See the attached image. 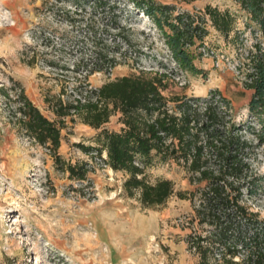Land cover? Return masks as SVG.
<instances>
[{
	"label": "rangeland",
	"instance_id": "rangeland-1",
	"mask_svg": "<svg viewBox=\"0 0 264 264\" xmlns=\"http://www.w3.org/2000/svg\"><path fill=\"white\" fill-rule=\"evenodd\" d=\"M156 1L194 15L211 6L234 16L227 39L207 22L208 35L192 47L196 55L202 54L194 64L205 74L180 72L152 20L134 7L133 0H114L113 12L86 6L81 16L83 24L91 21L100 30L110 27L109 37L118 33L109 22L113 18L124 27L118 41L124 37L130 41V47L120 41L115 54L125 61L109 75L90 76L91 86L98 88L108 79L137 74L140 69L166 73V98L206 97L217 90L230 101L236 125L257 128L247 110L252 92L243 83L249 52L257 43L264 49L259 27L234 0ZM58 9L68 10L72 19L80 18L72 14V6L57 0H0V86L9 87L10 79L19 83L49 119L53 115L43 99L59 93L50 63L72 67L81 55L88 57L90 49L88 44L82 51L79 48L83 24L70 26ZM7 117L0 96V264H198L185 242L190 203L173 196L161 208L141 209L123 192L125 174L113 172L78 149L77 144L94 146L96 130L67 120L61 132L60 155L91 167V185L79 184L56 170L45 149L19 136ZM105 127L119 130L117 116ZM244 136L252 143V168L262 179L258 193L246 203L264 219V145H257L248 132ZM158 178L172 180L176 190L190 189L184 171L174 164L156 163L147 170L149 182Z\"/></svg>",
	"mask_w": 264,
	"mask_h": 264
},
{
	"label": "trees",
	"instance_id": "trees-1",
	"mask_svg": "<svg viewBox=\"0 0 264 264\" xmlns=\"http://www.w3.org/2000/svg\"><path fill=\"white\" fill-rule=\"evenodd\" d=\"M234 1L262 31L264 42V0ZM57 2L72 6V14L80 16L72 19L68 10L58 9L72 27L76 23L82 26L86 6L103 13L116 8L114 0ZM133 2L162 33L170 58L180 72L205 74L194 64L202 54L196 55L192 47L208 35L207 22L225 39L234 29V16L211 6L194 15L156 0ZM109 22L112 29L118 30L110 37L108 26L100 30L91 21L83 24L85 34L80 35L79 48L82 51L88 44V57L81 55L72 67L50 63L55 68L59 93L43 100L53 119L39 110L19 83L10 79L9 87L0 86L8 122L19 136L45 149L56 170L71 181L88 185H91L89 163H71L60 155L61 132L67 120L96 130L94 146L77 144L78 149L99 159L113 172L125 174L123 192L126 197L136 199L141 209L161 208L173 196L190 203L192 215L185 242L187 250L198 258V264H264V219L246 203L258 193L262 179L252 168V143L244 136L248 132L257 145H264L261 43L248 54L249 72L243 83L252 92L247 110L257 124L254 128L251 124L233 122L231 103L217 90L206 97L166 98L164 92L169 87L166 73L140 69L137 74L108 79L100 87H92L90 76L109 75L125 61L115 55L121 49L120 41L130 47L126 37L118 41L124 27L117 26L110 17ZM115 116L120 129H107L105 125ZM156 163L181 168L190 189L176 190L174 182L166 178L149 182L147 170Z\"/></svg>",
	"mask_w": 264,
	"mask_h": 264
}]
</instances>
